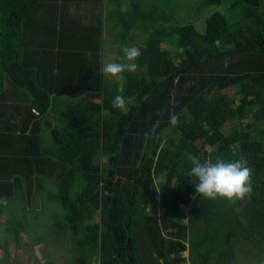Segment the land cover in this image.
<instances>
[{"label":"trees","instance_id":"16d2710c","mask_svg":"<svg viewBox=\"0 0 264 264\" xmlns=\"http://www.w3.org/2000/svg\"><path fill=\"white\" fill-rule=\"evenodd\" d=\"M76 1H86L87 7L92 3L87 9L93 25H81L75 18L79 31L99 36L108 19L122 42L136 40L131 28L142 19L137 11L146 9V0H127L115 10L107 8L105 0L64 3ZM193 1V7L172 5L174 15L168 12L166 19L171 30L145 32L148 28L140 27L147 37L138 44L137 71L110 81L107 89L100 71L103 57L94 51L96 39L84 45L81 64L75 65L61 51L62 17L60 25L51 17V25L41 31L24 24L39 10L35 23L41 11L58 0H0V89L8 83L18 93L11 120L0 117L5 125L0 129V205L17 195L30 203L42 201L39 189L45 180H53L54 199L64 211L62 229L80 253L72 264H93L94 258L97 264H140L139 250L159 264H185L187 229L182 217L197 182L187 176L189 154L201 162L246 158L253 169V194L239 200V206L246 207L245 212L249 207L255 214L263 213L264 139L254 134L256 124L264 122V2L234 0L225 14L217 11L207 19L202 31L190 22L178 24L176 10L193 14L224 0ZM127 25L130 34L125 41L118 31ZM37 34L57 49L55 56L42 57L44 66L25 48ZM18 35L25 37L18 40ZM118 43L117 49L124 46ZM121 87L123 92L118 91ZM234 87L239 90L224 93ZM117 94L135 97L127 115L111 106ZM169 113L179 116L178 125L169 123ZM46 126L53 143L50 150L41 143ZM161 172L167 173L163 180ZM137 217L142 241L132 233ZM217 264L235 260L227 254Z\"/></svg>","mask_w":264,"mask_h":264},{"label":"rangeland","instance_id":"374dc122","mask_svg":"<svg viewBox=\"0 0 264 264\" xmlns=\"http://www.w3.org/2000/svg\"><path fill=\"white\" fill-rule=\"evenodd\" d=\"M232 1L226 0V3L223 4V7H220L219 11L225 14L229 10V4ZM145 2L146 9L144 10V8L141 9L139 7L137 11L140 12L142 19L131 28V32L135 34L136 40L128 41L130 34L128 33L129 30L126 29L128 25L120 28L118 33L125 35L127 37L125 41L128 42H122L117 37L116 48L115 50H110L111 53L108 54L109 58H106L105 61H110L113 57L121 55L122 48L117 49L118 42H121L124 46L138 47V44H143L147 37L145 32L160 28L171 30L170 22L166 23V19L169 18L168 12L174 15V7L172 5L177 6L182 3H190L192 7L196 5L193 0H146ZM76 4L86 6L87 2L76 1ZM165 8H167L166 11ZM91 9L92 3L89 11ZM155 10H158L159 13H155L154 15ZM176 12L174 17L177 19L178 24H182L183 26L190 22L197 29L205 30L204 22L199 19L200 16L198 14L201 11H198V9L194 10L193 14H189V10H176ZM202 12V16L207 17L214 10L209 7H203ZM87 14L89 19L90 12ZM147 16L152 17L148 22L144 21ZM201 18L202 20L204 19L203 17ZM231 22L234 23L236 20H232ZM110 27L109 20L105 19L103 21V30L106 45L103 48L105 47L106 50L108 49L107 42L114 43V39L108 35ZM140 27H143L144 30L148 28V30L143 33ZM174 38L176 39L175 36ZM166 49L171 51V46L169 47V44H167ZM171 55H176L174 49ZM104 79L107 82V89L111 86L110 81L114 80V83L118 81L105 75ZM238 90L239 87H234L226 90L224 93L233 94ZM256 126L257 130L254 135L257 138L264 139V122H259ZM46 137L49 141H46ZM41 143L47 146L49 150L53 148V143L48 133L44 132L41 135ZM156 182L158 181L156 180ZM55 191L57 192V185L53 180L47 179L39 189V196L44 200L37 203L33 202L34 206L38 205L39 207H29L28 203L23 201L24 198L18 197L19 195L13 199H6L9 200L8 202L3 200L4 204L0 205V250L4 249L6 251L7 248L12 250L18 241V245L28 243L31 250L33 247V264H45L47 260H49V264H69V262H73L74 257L80 253L76 254L70 233L62 229L63 225H65L64 211L54 199ZM239 205L238 201L229 203L226 199L222 198L207 200L196 195L191 200L190 206H185L182 217V221L185 223L187 229V237L183 242L185 264H217L218 258H223V255L227 254L232 255L235 264H258L260 260L264 259V230L261 229V226L264 228V210L263 213L258 211V214H255L251 208L248 207V212H245L246 207ZM94 220L98 223L100 222V217L97 215ZM141 225V218L137 217L132 233L139 241H142L143 237L142 229L139 228L142 227ZM81 237L82 235L79 236V238ZM144 241V244H146L145 237ZM137 246H140L138 242ZM141 253L140 255L139 250L138 257L140 264L160 263V260L157 261L155 258L147 260L148 254L146 250H142ZM144 255L147 257H144ZM97 260V258H94L93 264H97ZM12 263L13 260L7 256V264Z\"/></svg>","mask_w":264,"mask_h":264},{"label":"crops","instance_id":"0c3cea01","mask_svg":"<svg viewBox=\"0 0 264 264\" xmlns=\"http://www.w3.org/2000/svg\"><path fill=\"white\" fill-rule=\"evenodd\" d=\"M58 1L59 2H53L51 6L49 7V9L42 10L40 14V18L36 20L35 23H34V20H35V17L39 15L38 14L39 10L38 12H36V14H34L35 16L31 15L30 19H27L26 23L24 24L29 25L28 29L33 28L34 31H41L45 27L51 25V23L49 22L51 20V17L57 19L58 25L61 24L59 18L62 17V19L64 20L62 27L65 31L62 35L64 46L61 47V51H66V54L69 55L68 63H71V60H72V64L78 65L80 63V59L78 57H80L79 55L82 52V48L85 49L84 45L88 43L89 40L91 39H94V40L96 39L94 51H99L100 54L104 56L103 61H105L106 58H109L108 54L111 53L110 50H115L116 40H117V35L115 33V30H112L111 28L112 26L110 27V29H108V35H110L111 38L114 39V43L107 42L108 49L106 50L105 47L103 48V46L106 45V42H104L105 40L104 30L100 32L101 35L99 34V36H97L96 34H90L83 30L79 31L80 27L76 26V22L78 21V19H80L81 25L88 27L89 25L92 24V21L90 20V18L88 19V14H87L89 13L87 9L89 7L84 6V5H78L76 3L65 4L64 0H58ZM105 1L107 2L106 7L111 10L112 9L115 10L117 6L123 7L127 3V0H105ZM225 3H226V0H224L223 3L219 5L203 6V7H209L210 9L214 10V12L207 15V17L202 16L203 15V12H202L203 7H202L200 8L201 12L198 14L200 16L199 19H201V21L204 22V24H206L207 19H209L215 13L216 10L220 12L219 11L220 7H223V4ZM233 3H234V0L229 4L228 9L232 7ZM201 17H203L204 19L202 20ZM75 18H78V19H75ZM59 32L60 31H58L57 37L60 36ZM24 37L25 36L18 35V40L20 39L22 40V38ZM51 45H52L51 41L48 38L40 34H37V37H34L32 40L28 41L25 48L29 56L33 55L36 59L35 61L42 60V66H44L45 59H42V57H46V55L48 54H51L52 57L55 56V51L57 49H55ZM16 48L20 50L21 44H18ZM16 91L17 90L11 87L8 83L4 85L3 90L0 89V117L3 121L7 118L11 120V114L13 113V107L16 104L17 99H18L16 97V94H18L16 93ZM3 128H5V125L3 124V126H1V123H0V129H3ZM42 129L44 130L43 134L44 132L48 133L47 132L48 126L42 127ZM46 141H49L47 137H46ZM23 201L27 202L29 207H38L37 205L34 206L33 203H30L26 199H24ZM33 201H36V200H33ZM1 250H0V264H7V256L13 260L12 264H33L32 261H33L34 252L33 250H30V247L28 245L24 249L21 246L19 247L18 241H17V245H15L12 250H9L8 248L6 251L4 249H1ZM45 264H49V260H47ZM58 264H64V263H58ZM69 264H72V262H69Z\"/></svg>","mask_w":264,"mask_h":264},{"label":"clouds","instance_id":"9594fccd","mask_svg":"<svg viewBox=\"0 0 264 264\" xmlns=\"http://www.w3.org/2000/svg\"><path fill=\"white\" fill-rule=\"evenodd\" d=\"M141 55L140 49L136 46H123L121 55L113 57L110 61H101L100 71L105 76H110L116 80H121L124 73H134L137 71L138 65L135 63L137 58ZM89 60L92 59V53H87ZM118 91L123 92L121 87ZM135 99V97L125 98V96L117 94L111 101V106L118 109L122 114L127 115L129 112L128 105ZM145 101L149 99L148 95L143 97ZM169 123L176 126L179 123V116L177 114L169 113ZM159 126V121L153 125L152 131ZM146 136L149 134L146 133ZM188 160L191 167L187 172V176L194 178L195 193L202 199L216 200L218 198L226 199L229 203L250 198L253 194L252 174L253 169L247 166L246 158L230 162L225 161L221 157H217L215 162L204 161L200 158L189 154ZM167 176L166 172L160 173V179ZM258 264H264V259L260 260Z\"/></svg>","mask_w":264,"mask_h":264},{"label":"built area","instance_id":"2783aa9c","mask_svg":"<svg viewBox=\"0 0 264 264\" xmlns=\"http://www.w3.org/2000/svg\"><path fill=\"white\" fill-rule=\"evenodd\" d=\"M31 112L34 114V115H38L39 112L36 110V109H31Z\"/></svg>","mask_w":264,"mask_h":264}]
</instances>
